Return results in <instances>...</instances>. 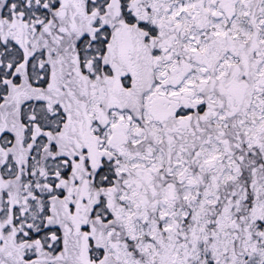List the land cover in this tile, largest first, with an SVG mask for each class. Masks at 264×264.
<instances>
[{"label": "snow or ice", "instance_id": "snow-or-ice-1", "mask_svg": "<svg viewBox=\"0 0 264 264\" xmlns=\"http://www.w3.org/2000/svg\"><path fill=\"white\" fill-rule=\"evenodd\" d=\"M0 264H264V0H0Z\"/></svg>", "mask_w": 264, "mask_h": 264}]
</instances>
